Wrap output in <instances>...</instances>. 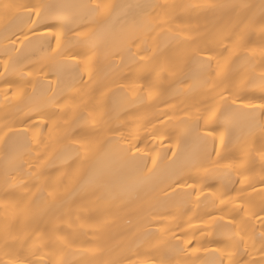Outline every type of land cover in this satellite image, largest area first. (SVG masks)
I'll return each mask as SVG.
<instances>
[{
  "label": "bare ground",
  "instance_id": "obj_1",
  "mask_svg": "<svg viewBox=\"0 0 264 264\" xmlns=\"http://www.w3.org/2000/svg\"><path fill=\"white\" fill-rule=\"evenodd\" d=\"M0 264H264V0H0Z\"/></svg>",
  "mask_w": 264,
  "mask_h": 264
}]
</instances>
